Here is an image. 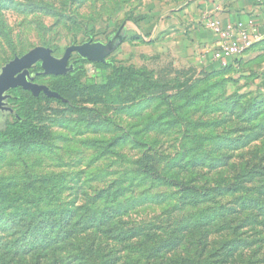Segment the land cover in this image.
Listing matches in <instances>:
<instances>
[{"label": "rangeland", "instance_id": "1", "mask_svg": "<svg viewBox=\"0 0 264 264\" xmlns=\"http://www.w3.org/2000/svg\"><path fill=\"white\" fill-rule=\"evenodd\" d=\"M207 3L0 0V68L37 47L60 58L127 34L113 65L74 53L67 76L36 71L74 107L38 98L41 137L0 146V264H264V43L222 69L204 43ZM239 173L242 193L219 204L156 180ZM228 203L238 212L217 218ZM208 212L212 229H195Z\"/></svg>", "mask_w": 264, "mask_h": 264}, {"label": "trees", "instance_id": "2", "mask_svg": "<svg viewBox=\"0 0 264 264\" xmlns=\"http://www.w3.org/2000/svg\"><path fill=\"white\" fill-rule=\"evenodd\" d=\"M263 43H264V39L261 42H259L258 44H256L254 47L259 46ZM254 47H252V48H254ZM81 59L88 61V60L83 59V58H81ZM238 59H240V58L239 57L234 58V60L231 61L227 66H222V69H228L230 66H233V65L235 66V65L239 64ZM94 64L95 65H105V66L113 65V63L110 61H106V63H94ZM37 70L38 71L42 70L40 64L36 65L32 69V72L36 73ZM69 74H67V75H69ZM67 75H64V76H67ZM8 94L10 95V99L8 100V103H9V106L11 108H13L14 113L9 114L7 116L5 126L3 127L2 130H0V146L5 144V143H10L14 140H22L25 142H31L34 139L41 137L39 127L35 126V123H34L36 120L34 107L32 106V108H30L29 103H36L39 100L38 98H41L43 96H45L47 99H54V98H50V97L46 96L44 93H41L38 97H36L33 95L32 92L27 91L23 88L13 89ZM55 100H57V99H55ZM58 101H61L63 103L69 104L72 107H74V105H72V103L69 101H62V100H58ZM246 177L247 176L245 174L239 173L233 179H230V180L220 179L219 181H215V183H212V182L209 183L208 182L209 184L206 183L205 185H201V183H198L196 181H179V180L173 179L171 177L163 176V175H158L156 180L159 183L167 184L169 186H174L176 188L181 187L180 189H181V192L185 195V200L191 199L192 201L194 200V202L197 203L199 200L209 201L210 200L209 198L211 197L215 201L216 204H219V203H222L224 201V199L226 198L227 195L228 196H230V195L234 196L237 193L241 194L243 187H244ZM215 196H218V197H215ZM237 201H238V203L240 201L244 206L249 205V201L246 197L245 198H238ZM220 205H222V204H220ZM261 206H263V205H261ZM234 207H235V205L232 203L222 205L220 208L217 209L219 212V213H217L218 214L217 218L228 215V213L232 214L234 212H238V208H234ZM5 211H6L5 208H0V225L4 224V221H2L1 219H2L3 213ZM214 211L215 210L212 209L213 213H215ZM209 214H212V213L208 212L207 217H205L203 219L202 218L195 219L199 225L198 227H195V229H197L199 227H200V230H202V229L211 230L212 229L213 222L217 218L212 219L211 222L207 223L206 220L209 218L208 217ZM192 221L189 224H192ZM181 224H182V222H181ZM185 224H186V222L183 223V226H186ZM225 226H227V228L229 229L231 227V223L226 224ZM242 226H243V224L236 226V231H238V230L240 231ZM186 227L187 228L189 227L188 224ZM232 228H234V227H232ZM191 229L192 228L189 227L188 231L190 232ZM221 229H222V226H221ZM38 240H39L38 238H33L31 240V243L36 244ZM237 241L243 242L244 239L241 238V236H240V237H237ZM245 242L246 241H244V243ZM229 243H230V241H227L225 243V245H227ZM225 245H224L223 249H225ZM215 253H217V255H214ZM220 255H222V254H220L219 250H216V252L211 253L212 258L220 256Z\"/></svg>", "mask_w": 264, "mask_h": 264}, {"label": "water", "instance_id": "3", "mask_svg": "<svg viewBox=\"0 0 264 264\" xmlns=\"http://www.w3.org/2000/svg\"><path fill=\"white\" fill-rule=\"evenodd\" d=\"M126 36L125 28L109 43L87 42L82 45H74L67 49L63 57H56L54 50L47 47H37L29 53L16 57L8 64L0 68V130L5 126L7 116L14 110L9 106L8 100L11 90L23 88L38 97L44 93L50 98L66 101L62 95L53 91L50 87L35 81L36 74L32 69L41 64L43 75H67L75 70V65H69L72 55L78 54L81 58L94 63H106L107 58L113 54L123 43Z\"/></svg>", "mask_w": 264, "mask_h": 264}, {"label": "built area", "instance_id": "4", "mask_svg": "<svg viewBox=\"0 0 264 264\" xmlns=\"http://www.w3.org/2000/svg\"><path fill=\"white\" fill-rule=\"evenodd\" d=\"M254 1L259 12L246 23L222 22L213 14L205 15L204 21L216 38L214 58L221 66H227L264 39V0Z\"/></svg>", "mask_w": 264, "mask_h": 264}, {"label": "crops", "instance_id": "5", "mask_svg": "<svg viewBox=\"0 0 264 264\" xmlns=\"http://www.w3.org/2000/svg\"><path fill=\"white\" fill-rule=\"evenodd\" d=\"M210 7L209 3L204 5L205 11H209ZM211 10L220 21L232 23H246L259 12L254 0H213ZM262 17L261 15V19ZM204 43L213 49L216 46V38Z\"/></svg>", "mask_w": 264, "mask_h": 264}, {"label": "flooded vegetation", "instance_id": "6", "mask_svg": "<svg viewBox=\"0 0 264 264\" xmlns=\"http://www.w3.org/2000/svg\"><path fill=\"white\" fill-rule=\"evenodd\" d=\"M71 64H72V63L69 62V65H71ZM38 65H39V64H38ZM40 65H41V64H40ZM31 72H32V71H31ZM32 73H34V72H32ZM34 74H36V77H37V75H38L39 73H34ZM36 77H35V78H36Z\"/></svg>", "mask_w": 264, "mask_h": 264}]
</instances>
